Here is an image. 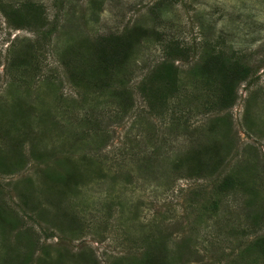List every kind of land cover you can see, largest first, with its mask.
<instances>
[{
	"label": "rangeland",
	"instance_id": "obj_1",
	"mask_svg": "<svg viewBox=\"0 0 264 264\" xmlns=\"http://www.w3.org/2000/svg\"><path fill=\"white\" fill-rule=\"evenodd\" d=\"M27 2L43 10L38 34L0 10V134L17 102L30 115L26 165L0 167V264H139L147 252L165 264H264L253 248L264 239V0H0ZM134 29L141 40L110 90L87 84L85 57L67 61ZM169 44L181 48L168 58L178 86L150 104L139 88ZM206 49L252 68L230 109L191 78ZM17 56L28 71L9 70ZM19 133L0 135L5 164ZM226 175L252 192L238 180L217 193Z\"/></svg>",
	"mask_w": 264,
	"mask_h": 264
},
{
	"label": "trees",
	"instance_id": "obj_2",
	"mask_svg": "<svg viewBox=\"0 0 264 264\" xmlns=\"http://www.w3.org/2000/svg\"><path fill=\"white\" fill-rule=\"evenodd\" d=\"M163 1L177 2L178 0ZM0 10L7 17L8 21L12 22V26L16 30L30 29L32 32L38 34L40 33L41 28L44 27L43 24L46 21L45 18L42 17L43 10L41 9V6L31 2L21 4L19 9H9L8 7L6 9L0 4ZM53 30H48L46 36H50ZM139 34L140 31L138 32L136 31V29H134L128 34L110 35L104 38H100L94 43L95 45L88 46L90 54L83 55L82 53H78V57H74L72 55L67 59V61L75 58L85 57L88 63L85 62L84 58H82L81 61L86 67L84 71L86 73V78H90L87 84L89 86L91 85V88H94L95 91H102L105 89L110 90L112 86L111 81L113 80L114 76L118 77L119 75L124 74L125 69L122 70V68L130 60L134 44L138 43L141 40ZM165 49V59L152 71V73H149L145 78H143L142 85L139 88L141 93L145 95V98L148 99L150 104L153 101L163 103L168 97L172 96L173 92L178 86L177 70L174 69L172 63L168 61V58L174 55L180 56V54H182L179 51L181 48H179V46L176 44L174 46H172V44H169L165 46ZM68 52L69 50H67L65 55L70 54V52ZM22 60L23 59H20L17 56L15 60L12 61L14 63L11 62V67L9 68V70L13 69L21 71L22 68H24L23 66H25L26 70L28 71L29 64L26 63V61L22 62ZM200 62L201 65L192 69L193 71L191 72V78H194V81H198L196 79L201 80L204 91L210 93L217 91L215 94H217L218 105H221L223 109L232 108L235 101V87L240 82L247 81L248 77L253 74L251 66L248 65V63H245V61H243L241 58L235 57L232 53H226L221 49H206L205 53L201 57ZM65 67L67 69V66ZM35 70V72L37 73L36 67ZM81 77L84 78L82 71L80 72L79 70L72 69V71L69 72V78L72 83H74L75 80H77L76 83H80L79 80H81ZM121 91L123 90H120V92H115V94L120 95L119 102H121V100L125 98L124 95H122ZM12 96L14 99L18 100V97L15 96V94H13ZM5 107V109L2 111V115H6V112H8V106ZM119 107L124 110L125 105L123 107L122 104H119ZM13 108H16V114H14L15 119H5L8 127L5 129L3 128L4 130L1 129V132L3 131V133L1 134L8 135L15 130L20 132L18 135L19 139L14 141L15 145L12 146L11 149L12 153L13 148H15V151H13V153L15 154V152H17V155H13L14 160L9 165L5 164L3 159L0 160V167H3V173L16 172L23 169V167L26 165V160H24V157L22 156V151L19 150L20 146L24 145V140H22L21 137L25 135V133L21 134V132L25 128L21 127L23 122H20V120L22 118L27 120L30 115L28 111L22 106L21 101L17 102ZM1 120L0 124L2 123ZM18 123H20V125ZM13 127L15 130H13ZM211 129L212 128L210 127L209 130ZM211 136L212 132H209V135L206 136L207 142H209L208 138H211ZM34 144L35 146H37V142H35ZM211 152L214 153L215 150H211ZM33 155H35L34 151L29 154V157H32ZM199 156H201V154H198L195 159H199ZM39 157L40 155H36L35 159L39 160ZM9 166H12L13 169H10ZM211 166H213L212 162ZM234 172L237 173V171ZM59 180L63 179L60 178ZM238 180L241 179L238 177H232L231 175H226L217 184L216 192L220 194L233 190V188L235 189V186L239 183ZM240 184H243L245 186V189L249 190V192H252V188L248 187L245 179L240 182ZM216 204L217 201H214L213 205L216 206ZM253 248L258 251L262 257H264V239L255 240L253 243ZM146 254L147 256L145 257V260L140 262L139 264H165L163 259L162 263L160 262V257H154L153 252H147Z\"/></svg>",
	"mask_w": 264,
	"mask_h": 264
}]
</instances>
